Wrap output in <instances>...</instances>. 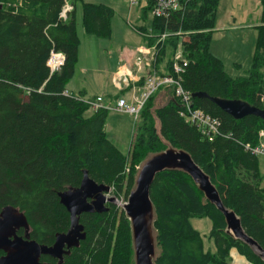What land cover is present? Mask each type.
<instances>
[{
  "label": "trees",
  "instance_id": "trees-1",
  "mask_svg": "<svg viewBox=\"0 0 264 264\" xmlns=\"http://www.w3.org/2000/svg\"><path fill=\"white\" fill-rule=\"evenodd\" d=\"M217 1L180 0L181 9L168 18H154L152 25L189 32L188 41L181 44L188 60L181 80L191 94L205 92L264 109L260 102L264 95V0H258L260 23L248 75L235 78L229 77L222 61L209 51ZM153 2L144 1L143 16ZM77 3L83 33L110 38L113 9L102 3L72 2L74 7ZM63 4L64 0H0V209L10 205L23 212L29 239L49 246L56 234L69 228V214L58 193L77 188L83 171L111 187L114 197L124 191L126 198L133 183V166L148 153L164 148L154 132L150 111L155 96L161 94L170 99L154 112L161 121V135L187 151L209 175L224 206L239 216L243 230L264 249L263 179L258 157L244 149L245 144H258L264 121L252 115L236 120L207 98H192L194 108L220 121L221 136L209 142L180 116L172 89L161 87L143 106L141 133L130 152L124 153L106 137L107 110L90 111L83 101L66 93L79 39L74 7L66 21L58 19ZM179 40L178 36L166 39L158 51L156 68L165 60L169 69ZM51 49L65 55L64 65L55 73H49L46 65ZM149 196L156 210L154 226L160 249L156 264H230L226 258L231 248L251 264H264L247 245L225 234L223 216L186 174L158 173ZM192 217L211 220L215 253L204 250L202 236L190 223ZM127 221L114 205L105 213L81 214L85 239L60 264H133ZM40 261L57 263L49 256H41Z\"/></svg>",
  "mask_w": 264,
  "mask_h": 264
},
{
  "label": "water",
  "instance_id": "water-1",
  "mask_svg": "<svg viewBox=\"0 0 264 264\" xmlns=\"http://www.w3.org/2000/svg\"><path fill=\"white\" fill-rule=\"evenodd\" d=\"M193 98H207L221 111L233 119L239 120L248 115L264 121V109L250 105L242 100L211 97L205 92L192 94ZM156 105L150 109L153 119V128L162 150L148 153L138 164L133 176L132 187L121 205L129 223L132 263L156 264L159 256L157 248V230L154 226L156 210L150 198V188L158 173L163 171H179L190 177L204 198L213 205L223 216L224 232L234 240L241 241L261 261L264 262V249L249 236L241 225L239 216L224 206L215 185L210 177L193 160L190 154L182 148L173 146L161 135V121L154 114L155 110L165 107L160 96ZM110 187L104 183H97L91 179L86 171L77 188L58 193L59 202L69 214V228L64 233L55 235L52 245L47 246L29 239L30 227L23 214L13 206L0 209V264H43L42 255L49 256L62 262L63 256L70 253V249L79 246L86 233L79 218L83 213H105L107 204H116L117 199L108 195ZM19 229L24 230V236L18 235ZM2 253V254H1Z\"/></svg>",
  "mask_w": 264,
  "mask_h": 264
},
{
  "label": "rangeland",
  "instance_id": "rangeland-1",
  "mask_svg": "<svg viewBox=\"0 0 264 264\" xmlns=\"http://www.w3.org/2000/svg\"><path fill=\"white\" fill-rule=\"evenodd\" d=\"M72 3L74 0H68ZM90 2H106L112 7L114 15L111 18V37L108 39H100L83 33L80 26V4L77 3L76 8V30L79 39L77 50V61L75 64V73L72 85L85 91V97L91 98L95 95L103 97L106 104H114L116 90L110 83V77L114 69L119 65H124L129 59L136 55V48L144 44V40H148L154 44V34L162 32V26L155 27L152 25V18L149 13L145 16L142 14L140 6H128V0H84ZM215 28L218 30L212 33L210 41V49L222 61L224 71L231 78L246 77L250 67L252 53L255 46L256 26L260 23V4L257 0H219L217 1ZM144 17V18H143ZM164 29V28H163ZM215 29L213 28V31ZM185 41H188L189 32L182 31ZM151 34L152 37L147 36ZM178 35H169L176 37ZM179 37V45L184 41ZM166 40L160 42L157 47H162ZM178 45V46H179ZM133 61V59H132ZM131 61V62H132ZM166 61L162 62L159 68L165 67ZM118 66V67H117ZM127 66V65H126ZM117 67V68H116ZM90 96V97H89ZM160 95L155 96L152 106L156 105ZM125 98L129 101L128 95ZM164 101V100H163ZM143 120L140 117L134 120L133 116L109 109L107 111L104 130L106 137L110 142L117 146L124 153L130 152L132 145L135 143L137 136L141 133ZM138 164L133 166V176L137 170ZM258 169L262 176V185L264 187V156H258ZM130 167L127 166L125 172L129 173ZM110 196L112 194H109ZM117 198V203L112 204L121 210V205L125 202L124 191ZM191 225L199 232L203 239L205 251L215 253L214 240L211 237L213 224L208 218H189ZM30 230V229H29ZM158 248V247H157ZM159 254L160 249L158 248ZM245 264L244 257L240 256L236 248H231L226 260L230 264H240L238 260Z\"/></svg>",
  "mask_w": 264,
  "mask_h": 264
},
{
  "label": "built area",
  "instance_id": "built-area-1",
  "mask_svg": "<svg viewBox=\"0 0 264 264\" xmlns=\"http://www.w3.org/2000/svg\"><path fill=\"white\" fill-rule=\"evenodd\" d=\"M144 1L148 0H128V6L136 7ZM179 2L180 0H154L149 10L151 18H168V15L172 14V12L181 9ZM72 7L71 3L64 0L58 19L60 21L67 20L73 10ZM161 30L160 34H154V44L141 45L136 48V55H134L131 67L120 65L115 69L116 71L111 78V83L119 92H124L118 96L114 104H106L101 96L80 100L87 104L90 110L115 109L116 111L128 113L136 119L152 93H155L161 87H169L173 91V96L179 102L181 108V111H179L180 116L187 123L195 126L200 131L202 137L211 142L221 136L220 121L217 117L211 116L191 105V92L183 87L181 80L184 70L188 65V60L182 54V46L179 45L175 53L172 54L168 70L154 67L160 49L157 45L160 42L166 40L169 35L174 34L180 36L182 39L184 38L181 29L169 30L164 27ZM147 36L152 37L151 34H147ZM185 38L183 42H185ZM46 60L49 73H55L64 65L65 55L61 51L51 49ZM125 95H128L129 101L125 98ZM260 102L264 105V95L260 97ZM258 136V144L253 146L245 144L244 149L253 156H264V130H259Z\"/></svg>",
  "mask_w": 264,
  "mask_h": 264
},
{
  "label": "crops",
  "instance_id": "crops-1",
  "mask_svg": "<svg viewBox=\"0 0 264 264\" xmlns=\"http://www.w3.org/2000/svg\"><path fill=\"white\" fill-rule=\"evenodd\" d=\"M258 1V0H257ZM85 2H88V3H97V2H90V1H85ZM98 3H102V2H98ZM259 3V2H258ZM103 4H105L106 6H108L109 7V5L106 3V2H103L102 3V5ZM75 7H77V4H76V6ZM74 7V8H75ZM112 8V7H111ZM75 17H76V8H75V13H74V19H75ZM80 19H81V11H80ZM80 19H79V21H80ZM76 22V21H75ZM80 26H81V21H80ZM81 28H82V26H81ZM215 30L213 31V32H215V31H217L218 29L217 28H215V25H214V27H213ZM82 31H83V28H82ZM84 32V31H83ZM212 32V33H213ZM209 51H210V53H212L214 56H216L217 58H219L215 53H213V51H212V49H210V46H209ZM252 52V51H251ZM133 59V58H132ZM132 59L130 58L129 59V61L128 62H126L124 65H127V66H130L131 67V64H132ZM220 59V58H219ZM221 60V59H220ZM118 67V66H117ZM116 67V68H117ZM75 71V70H74ZM73 71V76H74V72ZM114 71H115V69H114ZM114 74V72H112V75ZM112 75H111V77H112ZM73 76H72V78L69 80V82H68V84H66L67 86H66V92L68 93V94H70V95H73L74 97L75 96H78V97H85L86 95H85V91L84 90H81V89H79V88H76L74 85H72L71 83H72V80H73ZM111 77H110V82H111ZM112 85V84H111ZM114 88V87H113ZM115 89V88H114ZM116 90V89H115ZM162 92H164V91H162ZM161 92V93H162ZM116 93H117V91H116ZM163 94V93H162ZM160 96H162L161 94H159ZM95 96H98V95H95ZM94 96V97H95ZM90 97V96H89ZM85 98H88V97H85ZM91 98H93V97H91ZM172 99V98H171ZM164 100V101H163ZM170 99H168L166 96L165 97H163L162 98V101L163 102H165V101H169ZM243 257V256H242ZM245 259V258H244ZM243 260V259H242ZM241 260V258L238 260V262H240V264H245L243 261ZM247 262V261H246Z\"/></svg>",
  "mask_w": 264,
  "mask_h": 264
},
{
  "label": "flooded vegetation",
  "instance_id": "flooded-vegetation-1",
  "mask_svg": "<svg viewBox=\"0 0 264 264\" xmlns=\"http://www.w3.org/2000/svg\"><path fill=\"white\" fill-rule=\"evenodd\" d=\"M109 205H111V204H107V206H109ZM20 231H22V232H20ZM30 231V230H29ZM85 231V230H84ZM17 233H18V235H21V236H24V230L23 229H19L18 231H17ZM28 236H29V233H28ZM55 239V238H54ZM53 244V243H52ZM51 244V245H52ZM80 244V243H79ZM50 246V245H49ZM73 249V248H72ZM71 251V250H70ZM2 254V253H1ZM70 254V253H69ZM68 254V255H69ZM42 256H45V255H42ZM64 256H66V255H64ZM63 256V257H64ZM50 258V257H49ZM52 258V257H51ZM53 259H55V258H53ZM57 260V259H56ZM62 261H63V259H62ZM41 262V261H40ZM43 263V262H42ZM57 263H58V260H57ZM56 263V264H57ZM62 263V262H61ZM43 264H45V263H43Z\"/></svg>",
  "mask_w": 264,
  "mask_h": 264
}]
</instances>
